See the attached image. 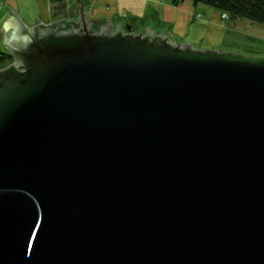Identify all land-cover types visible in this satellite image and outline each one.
Listing matches in <instances>:
<instances>
[{"label": "water", "instance_id": "obj_1", "mask_svg": "<svg viewBox=\"0 0 264 264\" xmlns=\"http://www.w3.org/2000/svg\"><path fill=\"white\" fill-rule=\"evenodd\" d=\"M76 3V20L2 24L0 264H264V59Z\"/></svg>", "mask_w": 264, "mask_h": 264}, {"label": "crops", "instance_id": "obj_2", "mask_svg": "<svg viewBox=\"0 0 264 264\" xmlns=\"http://www.w3.org/2000/svg\"><path fill=\"white\" fill-rule=\"evenodd\" d=\"M79 2L86 18L101 19L104 16L105 20L110 21L112 28L121 21L119 25L121 28L125 29L126 24L130 25L135 33H146L144 27L147 26L156 35L163 33L162 36L165 34L168 39L176 42L179 39L178 42L189 43L196 49L215 51L218 46L228 43L226 41L228 36L251 38L247 31L240 30L244 27L245 21L237 18L223 19L221 11L213 7H205L200 13L199 5L191 0H183L178 4L172 3L171 0H79ZM79 8L76 0H0V54H9L13 62V56L6 48L8 45L2 44L5 28L11 26L8 23L3 26L2 24L10 15H15L25 26L31 28L37 23L47 25L60 19L76 20L80 16ZM198 13L201 15L200 18H196ZM16 17L14 19L18 21ZM195 22L201 24L197 26ZM239 23L243 26H238ZM86 24L89 25V22ZM169 26L172 36H168ZM99 29L104 30L102 27ZM262 37L264 42V35Z\"/></svg>", "mask_w": 264, "mask_h": 264}, {"label": "trees", "instance_id": "obj_3", "mask_svg": "<svg viewBox=\"0 0 264 264\" xmlns=\"http://www.w3.org/2000/svg\"><path fill=\"white\" fill-rule=\"evenodd\" d=\"M183 0H171L172 3L178 4ZM193 3L203 2L210 5L213 8L221 11V13L227 14V20L235 18H246L252 22L262 24L264 26V0H191ZM74 40V39H73ZM98 41L106 42L108 44H115L118 46L129 47L133 50L146 56H157L165 53L194 56V57H205L212 53L207 51L199 50H188L176 48L171 45L162 43L145 42L140 43L133 39L127 38H97ZM223 56L230 58H242L246 57L235 53H221ZM251 59H264V57H247ZM12 60L9 54H0V67L6 66Z\"/></svg>", "mask_w": 264, "mask_h": 264}, {"label": "rangeland", "instance_id": "obj_4", "mask_svg": "<svg viewBox=\"0 0 264 264\" xmlns=\"http://www.w3.org/2000/svg\"><path fill=\"white\" fill-rule=\"evenodd\" d=\"M197 5H199L200 8H198V10L200 11V13L202 11H204L205 7L210 8L211 6L208 4H205L203 2H197ZM201 17V16H200ZM199 17V18H200ZM198 18V17H196ZM222 18V17H221ZM238 20H242L245 21L243 24L239 23L238 26H240V30H245L248 32V34L251 36V38H243V37H227L226 41L228 43H223L222 46H218V48H220L222 51L224 52H229V51H233L235 53H240L243 55H264V42H263V35H264V26L262 24L256 23V22H252L246 18H237ZM200 20V19H199ZM204 18L201 19V21H203ZM201 23L199 22H195V25L199 26ZM130 26V25H129ZM131 27V26H130ZM263 31H262V30ZM127 26L125 27V29H123L124 33H127ZM132 31V29H131ZM133 32V31H132ZM215 51H218L215 50ZM12 64V62L7 63L6 66H3L5 69L6 67L10 66Z\"/></svg>", "mask_w": 264, "mask_h": 264}, {"label": "built area", "instance_id": "obj_5", "mask_svg": "<svg viewBox=\"0 0 264 264\" xmlns=\"http://www.w3.org/2000/svg\"><path fill=\"white\" fill-rule=\"evenodd\" d=\"M201 15L198 13V14H196V17H200ZM221 17L223 18V19H227V14L226 13H221ZM2 68H4V67H0V70H3Z\"/></svg>", "mask_w": 264, "mask_h": 264}]
</instances>
